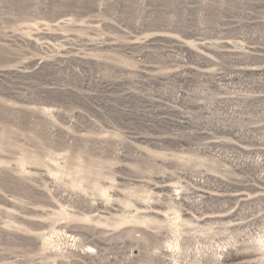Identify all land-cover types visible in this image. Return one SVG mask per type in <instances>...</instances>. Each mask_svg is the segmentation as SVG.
Returning <instances> with one entry per match:
<instances>
[{
    "label": "rangeland",
    "instance_id": "obj_1",
    "mask_svg": "<svg viewBox=\"0 0 264 264\" xmlns=\"http://www.w3.org/2000/svg\"><path fill=\"white\" fill-rule=\"evenodd\" d=\"M0 264H264V0H0Z\"/></svg>",
    "mask_w": 264,
    "mask_h": 264
},
{
    "label": "bare ground",
    "instance_id": "obj_2",
    "mask_svg": "<svg viewBox=\"0 0 264 264\" xmlns=\"http://www.w3.org/2000/svg\"><path fill=\"white\" fill-rule=\"evenodd\" d=\"M175 222L176 221H178V220H180L181 221V219H180V215L175 211L174 212V219H173Z\"/></svg>",
    "mask_w": 264,
    "mask_h": 264
}]
</instances>
